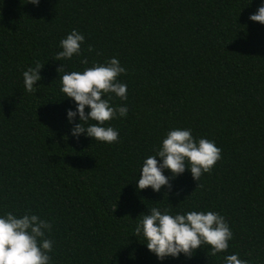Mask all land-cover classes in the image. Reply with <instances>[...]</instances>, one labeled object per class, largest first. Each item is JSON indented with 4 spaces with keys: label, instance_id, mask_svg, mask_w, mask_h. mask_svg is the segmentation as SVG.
<instances>
[{
    "label": "trees",
    "instance_id": "16d2710c",
    "mask_svg": "<svg viewBox=\"0 0 264 264\" xmlns=\"http://www.w3.org/2000/svg\"><path fill=\"white\" fill-rule=\"evenodd\" d=\"M259 3L0 0V215L48 220L50 264H223L232 253L264 264V25L248 19ZM72 29L84 35L81 55L56 60ZM110 57L127 85L126 100L110 101L126 116L106 122L118 140L73 139L59 76ZM37 63L39 88L25 92L21 73ZM173 128L214 141L220 159L198 181L186 169L171 188L137 190L143 159ZM151 207L219 213L228 249L157 260L133 231Z\"/></svg>",
    "mask_w": 264,
    "mask_h": 264
},
{
    "label": "clouds",
    "instance_id": "9594fccd",
    "mask_svg": "<svg viewBox=\"0 0 264 264\" xmlns=\"http://www.w3.org/2000/svg\"><path fill=\"white\" fill-rule=\"evenodd\" d=\"M29 3L38 6L40 0H29ZM248 19L264 25V0H260ZM84 39L82 33L72 29L60 39L61 50L55 54L56 60L79 57ZM88 51H92L91 46ZM80 63L87 65L88 60L83 58ZM42 67L37 63L21 73L25 92L33 93L39 88L36 84L41 79L39 71ZM62 68L60 64L57 72ZM124 73L125 68L118 59L110 57L104 63L93 62L82 71H64L59 76V91L64 94V99L74 102V107L65 110L66 122L71 125L69 134L73 139L83 135L97 142L118 140L117 130L106 122L127 114L125 105L110 103L113 95L121 101L127 99V85L117 79ZM219 159L220 149L214 141L194 138L189 128L170 129L154 155L143 159L135 179L136 189L150 188L157 193L162 186L171 188L170 179L183 174L186 169L193 180L198 181L202 173L209 172ZM165 171L170 175H164ZM135 221L134 233L143 238L142 244L157 260L166 257L176 259L180 255L190 258L197 248L203 246H207L208 252L215 256L225 252L232 239L225 218L215 211L173 213L167 208L151 207L147 208V214L141 213ZM51 228L48 220L28 211L19 215L12 212L0 215V264H50L53 241L47 234ZM223 264L248 262L232 253L224 255Z\"/></svg>",
    "mask_w": 264,
    "mask_h": 264
}]
</instances>
